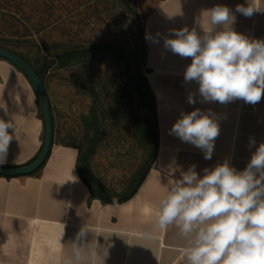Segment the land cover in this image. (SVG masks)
Instances as JSON below:
<instances>
[{
    "label": "crops",
    "instance_id": "crops-1",
    "mask_svg": "<svg viewBox=\"0 0 264 264\" xmlns=\"http://www.w3.org/2000/svg\"><path fill=\"white\" fill-rule=\"evenodd\" d=\"M217 5L231 9L235 31L264 40V12L246 17L235 11L237 5L247 6V0H160L145 20L146 36L158 41L146 39L145 68L156 98L159 144L157 161L134 197L120 204L91 199L77 170L78 149L54 143L35 175L0 176V264H62L83 226L89 229L86 242L94 244L96 239L101 253L111 245L105 264H187L181 252L186 242L178 229L156 227L153 210L171 181L192 166L202 177L204 169L226 159L242 171L264 142V97L255 105L239 99L226 104L201 102L198 83L184 80L191 58L164 47L165 37L175 38L172 29L195 27L203 34L196 20L203 10ZM190 93L197 103H188ZM196 108L211 110L219 123L210 160L204 159L201 149L169 134L182 113ZM0 118L11 119L15 126L7 162L0 166H23L39 155L45 130L37 94L28 77L1 57ZM250 138L255 145L250 146ZM144 233L155 239H145Z\"/></svg>",
    "mask_w": 264,
    "mask_h": 264
},
{
    "label": "clouds",
    "instance_id": "clouds-1",
    "mask_svg": "<svg viewBox=\"0 0 264 264\" xmlns=\"http://www.w3.org/2000/svg\"><path fill=\"white\" fill-rule=\"evenodd\" d=\"M235 11L251 17L264 12V0H247V6L237 5ZM234 23L231 9L217 5L203 10L196 20L203 34L185 26L170 30L175 38L164 39L166 49L191 58L184 80L198 83L201 102L226 104L239 99L255 105L264 97V40L235 31ZM188 103H197L195 94H189ZM14 131L11 119L0 118V165L7 162ZM219 133L215 114L199 108L182 113L169 132L201 149L206 160L212 158ZM249 142L255 145L253 138ZM117 203L114 198L113 204ZM153 211L158 229H178L186 242L181 252L187 264H264V142L242 171L226 159L204 169L202 177L195 166L181 172ZM88 233L81 227L62 264H105L111 245L101 253L96 239L94 244L86 242ZM144 238L155 236L144 233Z\"/></svg>",
    "mask_w": 264,
    "mask_h": 264
},
{
    "label": "rangeland",
    "instance_id": "rangeland-1",
    "mask_svg": "<svg viewBox=\"0 0 264 264\" xmlns=\"http://www.w3.org/2000/svg\"><path fill=\"white\" fill-rule=\"evenodd\" d=\"M44 0H0L2 32L0 39L10 41L33 62H43L44 43L58 42H121L133 49L138 47V19L131 10L118 8L119 0H107L91 15L87 9L89 0H63L64 7L58 11L62 16L57 21L45 13ZM95 0H91L93 4ZM136 3L140 22L150 14L160 0H132ZM11 16H15L14 20ZM90 16V17H89ZM19 26L20 33L4 32L8 25ZM90 69L98 78L111 77L117 83L124 82V66L118 61L91 60L82 64L73 62L65 66L56 65L46 75V87L56 116V143L82 147L85 143L86 124L82 120L92 106L91 98L80 89L82 73ZM102 76V77H101ZM84 77V76H83ZM103 139L91 157V168L104 184L118 193L126 192L134 175L144 167L149 153L134 124L126 115L118 124L111 119L103 122Z\"/></svg>",
    "mask_w": 264,
    "mask_h": 264
},
{
    "label": "trees",
    "instance_id": "trees-1",
    "mask_svg": "<svg viewBox=\"0 0 264 264\" xmlns=\"http://www.w3.org/2000/svg\"><path fill=\"white\" fill-rule=\"evenodd\" d=\"M90 1L91 0L85 2V4H87V9H93L90 16L98 12V7L100 5L107 2V0H95L93 4H90ZM119 2L118 8L126 11L132 10L138 19L139 44L136 49L127 45L125 46L121 42L111 43L100 41L96 43L69 41L68 45L58 42H53L52 44L43 42L44 48L42 53L47 52L52 55L44 57L43 62H33L22 55L16 48L10 47V41L2 38L0 39V47L17 54L29 62L36 70L45 86L47 73L56 65L65 66L76 61L85 64L90 63L93 59L99 62L107 60L118 61L124 66L125 75L123 83H117L111 77L98 78L90 69L84 70L81 76L82 82L79 87L83 89L92 100L89 114L82 118L86 124L85 143L82 147L61 143L78 149L77 170L82 181L90 190V198L99 199L103 203L110 204H113L114 198L118 202L117 204H120L134 197L157 161L159 144L156 98L146 77V73L149 72V69L145 68L147 56L145 20L147 17L144 18L141 23L139 20L140 14L137 12L135 2L132 0H119ZM43 4L45 6L44 11L48 13L49 17H55L57 21L61 20L62 16L58 11L64 7L63 0H44ZM4 15L5 14H0V18L1 16L4 17ZM11 17L16 20L15 16ZM2 29L3 28L0 26V33ZM4 32L18 35L20 33V28L19 26L11 24L5 28ZM51 113L54 126V144L57 142V124L52 105ZM128 114L134 124L136 134L140 137L145 149L149 153H147L144 167L134 175L126 192L120 194L114 188H110L103 183L101 178L93 172L90 161L99 143L103 139V122L111 119L114 124H118V122ZM36 158L37 156L27 164L32 163ZM35 174L36 173L32 175Z\"/></svg>",
    "mask_w": 264,
    "mask_h": 264
},
{
    "label": "water",
    "instance_id": "water-1",
    "mask_svg": "<svg viewBox=\"0 0 264 264\" xmlns=\"http://www.w3.org/2000/svg\"><path fill=\"white\" fill-rule=\"evenodd\" d=\"M0 57L10 61L16 67H18L32 83L38 97L45 130L44 142L37 158L32 163L23 166H0V176L9 178L29 176L36 173L42 166H44L53 146L54 126L50 98L44 82L29 62L17 54L1 47Z\"/></svg>",
    "mask_w": 264,
    "mask_h": 264
},
{
    "label": "built area",
    "instance_id": "built-area-1",
    "mask_svg": "<svg viewBox=\"0 0 264 264\" xmlns=\"http://www.w3.org/2000/svg\"><path fill=\"white\" fill-rule=\"evenodd\" d=\"M180 264H185L184 262L180 263Z\"/></svg>",
    "mask_w": 264,
    "mask_h": 264
}]
</instances>
